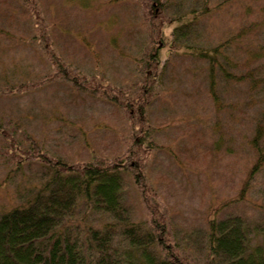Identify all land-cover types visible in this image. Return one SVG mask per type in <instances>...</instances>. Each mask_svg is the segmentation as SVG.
Returning <instances> with one entry per match:
<instances>
[{
  "label": "rangeland",
  "instance_id": "1",
  "mask_svg": "<svg viewBox=\"0 0 264 264\" xmlns=\"http://www.w3.org/2000/svg\"><path fill=\"white\" fill-rule=\"evenodd\" d=\"M35 2L55 52L70 68L103 75L115 86L133 83L152 30L142 0H91L88 7L82 0ZM165 3L162 13L173 21L164 23L163 34L170 42L177 9L184 15L197 1ZM205 3L206 12L182 41L189 52L178 50L180 41L179 52L165 53L171 63L148 114L156 147L139 155L151 188L144 198L129 179V199L136 220L149 217L150 208L170 219L181 237L204 233L212 219L243 214L253 228V244H264V234L256 231L264 215V164L240 199L259 157L254 143L258 126L264 153V0ZM35 18L24 0H0V214L26 203L41 186L45 170L36 158L12 163L5 155L12 139L23 152L33 140L46 154L68 162L95 154L125 155L127 161L128 150H134L123 109L65 79L21 92L6 90L54 74L55 65L36 35ZM213 50L215 95L209 62L199 55ZM196 256L202 258V251Z\"/></svg>",
  "mask_w": 264,
  "mask_h": 264
},
{
  "label": "trees",
  "instance_id": "2",
  "mask_svg": "<svg viewBox=\"0 0 264 264\" xmlns=\"http://www.w3.org/2000/svg\"><path fill=\"white\" fill-rule=\"evenodd\" d=\"M196 1L184 15L177 9L174 40L169 42L164 37L163 25L173 19L162 13L165 0H142L152 29L149 40L141 53V62L137 63L133 83L115 86L107 84L103 75H87L70 68L62 55L55 52L54 43L47 36L49 27L42 24L35 0H24L36 17V35L43 39L44 52L49 53L55 65L54 74L18 86H6V90L12 93L16 88L21 92L55 78L65 79L123 109L133 129L134 150H128L127 161L125 155L109 158L95 154L86 161L68 162L60 155L53 158L46 154L33 140L31 149L23 152L18 143L8 137L12 140L9 139L11 144L5 155L12 163L20 164L25 157L36 158L42 161L45 170L41 174V186L26 203L0 214V264H264V244H253V228L243 214L212 219L204 233L197 232L195 236L186 233L181 237L171 229L170 219L161 213L155 215L150 208L149 217L136 220L129 199V179L144 198L151 188L146 180V166L139 157L140 152L147 155L156 147L149 108L161 76L171 63L164 56L175 54L173 50H177L180 41L179 51L188 47L182 44L186 33L197 16L206 12L205 0ZM82 5L93 4L91 0H82ZM213 52L199 55L209 62L210 91L215 95L211 64L216 62V50ZM226 75L236 79L230 73ZM256 131L254 143L259 157L240 199L264 164V153L258 144L263 137L262 126ZM256 231L264 234V215ZM198 250L202 251V258L196 256Z\"/></svg>",
  "mask_w": 264,
  "mask_h": 264
}]
</instances>
